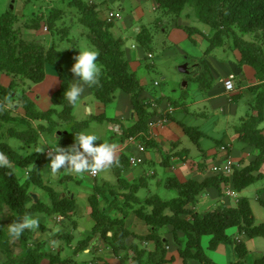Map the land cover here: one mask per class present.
Segmentation results:
<instances>
[{
  "label": "crops",
  "instance_id": "obj_1",
  "mask_svg": "<svg viewBox=\"0 0 264 264\" xmlns=\"http://www.w3.org/2000/svg\"><path fill=\"white\" fill-rule=\"evenodd\" d=\"M32 2H30V5L33 4ZM104 2L108 4L111 2L113 5L117 3L114 9L108 6V11H123L125 10L124 7L130 11L121 22H114L110 32L114 38L122 42L125 60L128 62L130 71L135 74L140 67L138 59L139 37L143 33L153 34L152 30L159 28L163 24V16L166 15L156 9V4L153 0H103L100 3ZM88 3L97 5L91 1H88ZM27 11L28 9H25L23 13H27ZM20 17L26 19V16ZM175 24L172 25L173 30L168 35L171 39L178 38L181 35L179 34L180 32L176 31V29H181L176 27ZM73 28H81L77 30L76 36H85V39L90 44L87 38V29L82 24L74 23ZM24 29V39L27 37V40H37L38 29H27L26 27ZM71 29H69L67 34V30H60L54 26L51 34H45L44 37L38 36L44 38L48 44L51 43L52 45L54 43L56 45L54 47L63 52L60 65L69 79V84L74 79L71 66L75 62L74 54H77L78 49V43L72 41L74 39V31L71 34ZM198 29L205 34L204 30ZM29 31L36 32L30 34ZM57 31L58 33H56ZM59 33H61V36L66 35L64 40L60 42L54 36ZM195 36L199 37V35ZM150 37L153 39L154 36L151 35ZM65 41L69 47H75L76 51H74V54L70 53L71 49L69 47L65 48L67 46H63ZM91 47L94 48L92 45ZM219 48L228 59L234 62V70L226 64H221L227 66L223 70L228 72V75H235V91L231 94V101H228L223 88V81L228 75L222 73L214 64L208 67L206 65L205 68L209 70L211 75L210 84H200L197 78L202 77L201 66L205 63L201 62L202 65H199L193 62L195 87L191 93H186V117L178 114L180 106L174 103L176 109L168 124L159 130L157 138L152 139L153 142L147 144L143 153L139 152L133 143L130 144L125 140L131 134L129 129L134 127L136 122L131 98L127 93L117 90L110 103L102 104L95 98L89 87L85 86L80 103L74 105L72 111L74 122L87 121L88 123L87 127L81 132L87 131L97 134L100 138L96 142L98 144L108 143L114 145L116 162L113 164H115L117 169H120L121 163L124 162L123 164H126L125 162L128 159L135 158L139 162V164H129L128 162L124 168L122 167L123 169L120 172L122 180L138 185L134 196L141 203L134 205V209L145 206L144 201L154 195L164 201L178 198V192L173 188V182L184 183L190 180L196 182L209 180L213 181L214 184L206 188L193 204L188 203L186 209L191 210L195 215L202 216L218 209L234 208L238 205L239 199L247 198L250 201L254 223L264 222V206L262 204L264 202V186L256 188L255 182L241 192H235L231 185V178L223 173L227 160H230L233 164V170L242 169L253 162L259 154L258 149L238 140L235 129L240 127L244 119L246 120L249 116L256 115L252 108L257 100V93L264 89V80L258 78L256 72L250 66L240 64V57L236 56V53L226 51L223 45ZM212 51L207 52V54ZM66 54H69L73 60L70 58L67 60ZM66 61L70 65L69 70L68 67H65L68 71L63 69ZM212 73H215L216 77H213ZM11 82V77L5 74L0 75V86L3 88H8ZM16 83L17 90L12 93L11 98L9 100L0 99V134H3L5 139L7 137L4 133L11 128L16 131L37 130L38 136L34 144L26 146L22 142L29 150L25 155L38 154V168L44 185L56 192L60 199H71L75 204L74 211L66 219L58 214L49 215L46 213H36L27 216L38 218L39 220L38 228L28 230H31L30 247H39L42 252L39 251V257L41 259L42 257L45 258L42 259L44 260L42 264H128L130 262L133 256L131 250L127 249L118 255H114L110 246L98 236L92 235L94 221L91 217L92 209L89 198L94 194L95 187L102 184L105 186L104 195L106 194L108 200L103 198L104 195L101 197L102 199L97 195L99 208L111 219H122L124 221V226L130 233L126 240V246L134 244L140 249H145L146 255L144 258L147 259V254L155 251V244L153 241H140L138 238L147 236L155 230V233L161 237L165 244V262L163 264H201L196 259H189L184 263L180 257L179 251L186 241V234L183 230L170 224L163 227H150L132 211H128L125 216L121 215L120 207L125 201L121 196V192L126 194L127 189L120 187L112 166L102 172H97L96 177H92L90 171L76 174L69 168H62L55 173L51 172L50 157L46 155L45 151L49 148L56 149V145L58 147L62 145L61 148H71L75 143V136L70 129L71 124L60 119L63 107L54 105L51 101L52 97L61 90L62 84L55 66L48 63L45 64L44 79L40 83L33 84L28 80H23L22 82L16 80ZM139 83L141 85V81ZM184 85L187 86V83H184ZM256 86L262 87L254 92L253 88ZM142 88V92L146 89L151 92V95L146 94L145 96H142L141 93L140 98L142 100L159 99L171 101L163 93H158L148 87L142 86ZM22 95L32 102L38 112L53 110L54 113L51 115L53 125L49 126L46 120L29 119H26L29 125L24 126L16 124L12 120L1 122V118L5 115L19 118L26 117V113L20 105V97ZM182 108L185 109L184 105ZM100 116L105 119L101 120ZM182 118L186 119V124L184 123L185 121H182ZM9 124H13L14 127L9 126ZM116 124L120 125L122 134L114 132L113 127ZM40 126L43 129L39 130ZM259 126L264 135V121ZM186 127L196 128L201 132L202 137L198 145L194 144L190 137L184 133L183 128ZM222 148H225V150H222ZM13 169L17 171L18 168ZM19 173H23L22 176H25L26 170L19 168ZM252 175H259L257 183L264 180V161ZM21 178L23 179L24 177ZM167 183L172 187H169ZM228 187L232 189L234 196L225 194ZM113 190L116 193L114 196L108 193ZM29 192L32 195V203L44 200L42 203L51 205L48 193L43 189L33 185L29 187ZM252 197L261 208L259 210L260 215L256 219ZM111 199L114 202H111ZM116 202L118 203L117 205L114 204ZM145 209L149 210L150 208L145 207ZM181 217L186 221L191 222L193 220L189 214ZM227 234L232 239L238 237L240 244L245 246L247 250L245 264H254L256 259L264 257V251L259 252L258 250V248L264 247L263 237L249 239L236 228H230ZM87 238H91L90 241L84 245L80 244L81 241ZM209 239V236L202 238V247L213 263L235 264L237 262L236 244L234 242L220 243L215 250H209L207 249ZM42 254L44 255L42 256Z\"/></svg>",
  "mask_w": 264,
  "mask_h": 264
},
{
  "label": "trees",
  "instance_id": "obj_2",
  "mask_svg": "<svg viewBox=\"0 0 264 264\" xmlns=\"http://www.w3.org/2000/svg\"><path fill=\"white\" fill-rule=\"evenodd\" d=\"M153 1L158 7V11L163 12L165 15H175L176 17L188 5L196 8L198 21L215 30L214 35L209 39L207 52L221 47L227 37V31H231L234 47L240 54V64L250 66L254 69L258 78L264 80V51L256 43L244 41L234 31V29H237L242 34L261 32L262 36H264V0ZM67 5L77 10L79 23L88 30L87 38L94 49L99 52L97 58V63L101 67L99 81L88 86L89 89L102 104L110 103L117 90L127 93L131 98V104L136 116L135 125L129 130L131 134L145 130L149 115L142 104V99H140L142 86L135 74L129 69L128 62L124 57L122 42L114 38L110 32L112 23L101 20L98 17L96 7L82 0H68ZM57 13L60 15L62 12L58 10ZM61 16L49 15L47 23L50 31H52ZM17 21V15L10 10L0 15V75L5 74L12 78L8 88L0 86V99L9 100L11 98L12 93L17 90L16 80L18 82L28 80L31 83H40L44 79L45 64H51L56 67L62 83L61 90L52 97V104L63 107L60 119L71 124L70 129L76 137V134L86 128L88 123L87 121L74 122L72 117L74 105L70 104L64 96V91L70 84L60 65L63 52L57 50L54 47V43L50 48L45 49L35 40L17 38L16 30L13 26ZM32 25L28 27H37V24ZM176 27H179L177 23ZM179 28L183 29L188 36L195 33L201 34L195 27L185 26ZM139 42H142L141 36L139 37ZM70 53L74 54L75 52L71 51ZM74 55L76 56L77 54L75 53ZM260 87L262 86L254 87L253 91L256 92ZM257 94V100L252 108L256 115L249 116L246 120L244 119L240 127L235 129V132L239 141L258 149L259 154L248 166L234 170L231 182L236 192H241L259 179V175L253 176L252 173L258 170L260 164L264 161V135L259 126L264 121V89ZM20 105L26 113V117L19 118L5 115L1 118V122L12 120L16 124L24 126L29 125L26 120L29 119L46 120L49 126L53 125L51 119V115L54 113L53 110L38 112L32 102L23 95L20 97ZM103 119L105 118L101 117V120ZM41 128L42 126L38 129L40 130ZM183 131L194 144L198 145L202 137L198 129L186 127L183 128ZM4 134L6 137L22 141L26 146L34 144L38 136L37 130L33 129L16 131L11 128ZM3 136V134H0V153L4 154L8 164L0 165V254L6 259L2 264H42L39 257L40 248L37 246L30 247L31 230L26 228L18 238L10 235V228H4L2 223V213L4 212L8 219H12V224L23 222L25 217L36 213L58 214L66 219L74 211L75 204L71 199H60L56 192L44 185L38 168V154L22 155L17 153L3 142ZM59 147H62V145ZM123 163H121L120 169H117L115 164L112 165L120 187L127 189L126 194L121 192V196L125 200L120 207L121 215L125 216L128 211H132L150 227H163L170 224L183 230L186 234V241L179 254L184 263L189 259H196L201 264H215L208 258L202 247V238L204 236L210 237L207 246L209 250H215L220 243L233 242V239L227 234L230 228H236L249 239L264 238V222L254 223L250 201L247 198L239 199L238 205L234 208L218 209L202 216L195 215L191 210L186 209L188 203L193 204L206 188L214 184L213 181L209 180L202 182L193 180L184 183L173 182V188L178 192V198L164 201L154 195L144 201L145 206L134 209V205L141 203L134 196L138 185L122 180L120 172L128 164V160H126V164ZM13 168L25 169V176H22L24 178L17 177ZM33 185L48 193L51 205L40 201L32 203L29 187ZM168 186L172 187L171 185ZM104 187L103 184L96 186L94 194L89 198L92 209L91 217L94 221L92 235L98 236L110 246L114 255H118L127 249L131 250L133 256L128 264H163L165 262V244L161 237L155 233V230L147 236L138 238L140 241H153L155 244V251L148 253L147 259L144 258L146 255L145 249H140L134 244L126 246V240L130 233L125 228L124 221L122 219H111L99 208L97 195L102 199L101 197L105 192ZM114 192L113 190L108 193L114 196L116 194ZM103 198L108 200L106 194ZM111 202H114V200L111 199ZM114 204L117 205L118 203ZM262 204L264 206V202ZM145 207L150 209L146 210ZM186 214L191 215L193 219L191 222L181 217ZM90 239L87 238L81 241L80 244L84 245ZM18 250L26 251L22 253L18 252ZM235 253L238 258L235 264H245V256L247 254L245 246L237 244ZM254 264H264V257L256 259Z\"/></svg>",
  "mask_w": 264,
  "mask_h": 264
},
{
  "label": "rangeland",
  "instance_id": "obj_3",
  "mask_svg": "<svg viewBox=\"0 0 264 264\" xmlns=\"http://www.w3.org/2000/svg\"><path fill=\"white\" fill-rule=\"evenodd\" d=\"M33 0H0V15L6 12L7 10H10L14 12L18 17L19 20L13 25L14 29L16 30V36L17 38H23V33L25 32V24L27 22L30 23V25L34 26V24H37V27H34L35 29H38L37 31V42L39 45L43 46L45 49L50 48L52 45L51 43H46L45 39L42 38L44 35L49 34V27L47 23V19L49 18V15L54 14L56 17L61 16V18H58V21L56 23V28L60 30H67V34L70 30V33H73L74 39L72 41H75L78 43V49L77 54H79V51L91 47V45L87 42L85 39V36H76L77 30H80L81 28H73L74 23H79L78 18L79 14L76 9L70 8L68 4V0H41V1H33L32 5H30V2ZM86 1V0H83ZM96 3L97 5H94L96 8H98V17H104L105 14L108 12L107 7L115 8L117 6L116 4H112L109 2L100 3L103 0H87ZM27 3L26 5H24ZM90 5V4H89ZM11 6V8H10ZM93 6V5H91ZM25 7V8H24ZM25 9H28L27 13H23ZM125 10L121 11V17L122 19L118 20L121 22L123 18L127 17V13H130L128 8L124 7ZM56 10V11H55ZM62 12L60 15L57 13ZM20 16H26V19H22L23 17ZM196 8L191 7L190 5L186 6L183 12L178 16H172V15H166L163 16V24L155 29L152 30L153 34H147L143 33L139 47V63L140 67L137 69L135 76L138 79V81H141V86L148 87L151 90L157 91L158 93H163V95L170 99L172 102H174L176 105H179L180 108L178 110V114L182 117H186V93H191L195 87V81L193 76V68H190L189 74H183L179 72V67L186 63V62H196L199 65L202 63V77L199 79L200 84H210V74L209 70H207L205 67L207 65L211 66L212 64L216 65L218 69L222 73H226L225 75H228L226 71H224V67H231L232 70H234L233 61L228 59L223 53L220 48H217L213 50L210 54H207L206 48L209 45V39L214 35L215 30L211 29L209 26L201 23L196 18ZM180 23L182 26H188V27H195V28H201L205 31V37L199 36L196 37L192 35L191 37L182 30L176 29V31L180 32L181 34L178 38L171 39L168 35L173 30L172 25L175 23ZM47 26V27H46ZM45 27L48 28L45 30ZM32 28V27H31ZM54 28V27H53ZM206 28V29H205ZM45 30V31H44ZM165 30V31H164ZM59 31V30H58ZM58 31L56 33H58ZM164 31V32H163ZM235 33L241 37L244 41L249 43H256L263 51H264V36L261 32H252L249 34H242L237 29H234ZM30 34H33V32L36 31H29ZM88 32V30H86ZM227 37L224 40L223 47L228 50L231 53H236V56L240 57L239 52L234 47L231 31H227ZM42 36L41 38L38 36ZM151 35H153V39H151ZM56 39L60 41L64 40V37L61 36V33L55 34ZM169 37V38H168ZM27 37H25V40ZM201 39V41H200ZM63 46H67L65 48H68L69 45L66 44V41L63 42ZM138 43V44H139ZM47 44V45H46ZM92 48V47H91ZM71 51H76L75 47H69ZM147 53L152 54V58L149 59L146 57ZM239 54V55H238ZM71 59L69 54H66V59ZM73 60V59H71ZM202 62V63H201ZM221 64H226L227 66H223ZM63 66V69L68 71L69 70V63L68 61L65 62ZM65 67H68L65 69ZM56 72V71H55ZM213 77H216L215 73H212ZM227 77V76H226ZM225 77V78H226ZM157 82L158 86H154L153 83ZM184 83H187V86L184 85ZM216 89V87H215ZM214 89V90H215ZM150 94L151 92L146 89L142 92V96ZM185 107L183 109L182 107ZM183 119V118H182ZM186 124V119L182 120ZM9 126L14 127L13 124H9ZM16 128V127H15ZM20 131V130H18ZM22 131V130H21ZM3 142L7 145H9L12 149H14L17 153H20L22 155H25L28 153V148L22 143V141L7 137L3 139ZM16 169V168H15ZM17 177H22L23 173H19V168L17 171H14ZM255 187H262L264 186V180L257 183ZM42 202L44 200H41ZM252 203H253V209L256 211L255 219L259 217L261 208L258 205L256 201L253 200L252 197ZM263 210V209H262ZM1 220L4 225V228H10V225H12V219H8L7 215L3 212L1 215ZM259 252L264 251L263 248H258ZM26 250H18V252H24ZM44 254H42L43 256ZM252 257V255H250ZM42 259H45L42 257ZM41 260L42 261L44 260ZM6 259L3 257L2 254H0V264H2Z\"/></svg>",
  "mask_w": 264,
  "mask_h": 264
},
{
  "label": "clouds",
  "instance_id": "obj_4",
  "mask_svg": "<svg viewBox=\"0 0 264 264\" xmlns=\"http://www.w3.org/2000/svg\"><path fill=\"white\" fill-rule=\"evenodd\" d=\"M84 2H86V1H84ZM86 3H88V1ZM26 4L27 3H25L24 5H26ZM88 4L94 5L91 3H88ZM10 8H11V6H10ZM157 8L158 7L156 5V9ZM120 12H121L120 10H111V11H108L103 18L102 17L101 18L99 17V18L101 20L108 22V23H112V27H113L114 22L121 19ZM111 13L112 14H118L119 17L118 18H112V20H108L109 15ZM161 13H163V12H161ZM17 18L19 20L18 16H17ZM176 23H177V21H176ZM177 24L179 25V27H185V26H182L180 23H177ZM29 25H30V23L27 22L25 24V27L27 29H35V28L28 27ZM46 27H45V30L48 29ZM35 30H37V29H35ZM181 30H183V29H181ZM199 32H201V31H199ZM49 34H51V31H49ZM193 35L194 36L195 35L204 36V34L202 32H201V34L195 33ZM22 39H24V38H22ZM98 55H99V52L96 49L88 47V48H84V49L80 50L79 54L77 56H75V58H74L75 62L71 66V72L74 74V79L71 80L72 83L64 91V96L70 104L76 105V104L80 103L81 96L85 91V86H91L93 84L98 83L99 76L101 73V67L97 63ZM147 58L151 59L152 54L147 53ZM184 64H187V69L189 70V73H190V68H193L192 63L186 62ZM184 64H182V65H184ZM194 72H195V70L193 71V73ZM230 75L233 76L232 89L226 90L225 82L228 80ZM230 75H228L223 81V88H224V91H225V94H226L228 101H231V98H232L231 94L235 91V86H234L235 75L234 74H230ZM153 84H154V86H158L157 82H154ZM142 104H143L146 112L149 115V119L147 120L145 130L136 132V134H129L125 139L130 144L133 143L135 145V147L137 148V150L141 153L145 152L148 143L153 142L152 139L157 138V134H158L159 130L164 128V126H166V124H168L169 119L172 117V115L174 114L175 109H176L174 102H172V101L169 102L168 100L163 101V100H159V99H146V100H142ZM158 118H160L161 120H165V124H163V126L161 128H158V127L150 128L148 125L149 122L154 121ZM115 128H117L118 131H116ZM113 129H114V132L122 134V130H121L119 124L114 125ZM130 138H132V140H130ZM99 139L100 138L97 134L84 131V132H80V133L76 134L75 143L73 144V146L71 148H61V147H58L56 145V149L55 148H52V149L49 148L50 150H53L54 153H48V154H47V150H49V149H47L45 151V153L48 157H50L49 165H50L51 172L55 173L62 168H69L76 174H82L86 171L97 173V172H102L107 168H110L113 165V163L116 162L115 161L114 145H111L108 143H99L98 144L96 142ZM139 145L143 148L142 151L138 148ZM222 150H225V148H222ZM228 161L230 162L231 172L230 173L225 172V168H226V165H225L223 173H225L226 176H229L231 178L232 174L234 172V170H233L234 168L232 167L233 164L231 163L230 160H227L226 163ZM128 162H129V164H139V162L135 158L134 159H128ZM7 164H8V161H7L6 157L4 156L3 153H0V165H7ZM226 178H228V177H226ZM231 185H232V182H231ZM233 191H235V190L233 189ZM233 191H232V189H230L228 187L225 191V194L227 196H234ZM38 227H39L38 218L25 217L23 222H17V223L10 225L9 231H10V235L18 238L26 228L27 229H36ZM241 234H243V233H241ZM233 242L236 245L240 244V240L238 237L233 239ZM85 251H87V250H85Z\"/></svg>",
  "mask_w": 264,
  "mask_h": 264
},
{
  "label": "built area",
  "instance_id": "obj_5",
  "mask_svg": "<svg viewBox=\"0 0 264 264\" xmlns=\"http://www.w3.org/2000/svg\"><path fill=\"white\" fill-rule=\"evenodd\" d=\"M118 17H119L118 14H112L111 13L109 15L108 20H112V18H118ZM232 81H233V76L230 75L228 80L225 82L226 90H231L232 89ZM163 124H165V120H161L160 118H158V119H156L154 121H150L148 125H149L150 128H155V127L161 128L163 126ZM115 129H116V131H118L117 128H115ZM130 140H132V138H130ZM138 148L141 151L143 150V148L140 145L138 146ZM48 153H54V151L49 149V150H47V154ZM225 172L226 173H230L231 172V166H230V162L229 161L226 163ZM90 175L92 177H95L97 175V173L90 172Z\"/></svg>",
  "mask_w": 264,
  "mask_h": 264
},
{
  "label": "water",
  "instance_id": "obj_6",
  "mask_svg": "<svg viewBox=\"0 0 264 264\" xmlns=\"http://www.w3.org/2000/svg\"><path fill=\"white\" fill-rule=\"evenodd\" d=\"M179 72L184 73V74H188L189 70L187 69V64H184L182 66L179 67Z\"/></svg>",
  "mask_w": 264,
  "mask_h": 264
}]
</instances>
